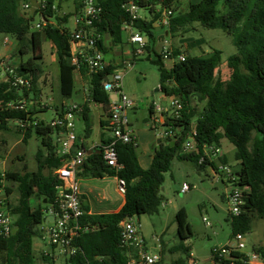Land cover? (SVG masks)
Instances as JSON below:
<instances>
[{
	"label": "trees",
	"instance_id": "trees-1",
	"mask_svg": "<svg viewBox=\"0 0 264 264\" xmlns=\"http://www.w3.org/2000/svg\"><path fill=\"white\" fill-rule=\"evenodd\" d=\"M47 10L41 11L50 24L44 31H33L34 17L39 15L35 9L32 15L23 9L24 4L32 0H0V34L16 37L18 53L31 57L22 62L17 71L32 82L31 90H24V96H34L36 105L31 111L0 108V130L16 128L27 144L35 132L42 138V147L35 155L37 170L28 171L24 165L21 171H7L8 182L17 185L18 201L11 205V213L15 218V232L9 237H0V264H38L34 251V239L39 236V226L44 221V210L55 198L57 179L52 170L61 166L64 158L56 153V145L52 139L53 129L42 119L36 118L40 109L37 81L40 65L43 61L42 45L44 38L53 44L59 72V89L63 99L71 100L76 94L75 67L71 64V28L67 26L72 14L57 15L52 6L55 0H46ZM84 0H75V13H80ZM103 9L100 21L96 22L98 32L104 43L105 36L111 37L115 44H123L124 25L128 17L123 9L126 0H95ZM140 8H149L151 19H138L135 27L143 35L154 37V23L162 17L164 10H172L169 34L186 33L194 23L208 29H221L233 38L237 52L227 60V68L231 80L224 89V82L217 74L222 62V51L213 49L205 56H186L184 61H174L167 69L162 55L154 61L160 73V91L166 97H179L183 109L179 118H167V124L177 128L174 138L161 140L160 148L155 151L151 165L144 169L138 159L137 145H117L118 162L122 169L116 173L104 162L100 151L88 156L79 168V178L115 177L125 183V203L117 213L86 214L85 222L93 230L80 235L75 240L79 250L64 264H127L124 250L120 246V222L127 218L141 215H152L158 212L161 199L158 190L164 183V174L170 171L175 158L191 161L202 168L214 163H198L204 144L220 146L223 137L235 146V159L239 162L236 171L237 183L246 187L245 205L239 216L229 214L232 237L238 233L248 234L252 230L254 220H264V0H202L183 6L180 0H136ZM223 6V11L219 6ZM40 17V16H39ZM54 21V22H53ZM104 55L106 46L101 47ZM146 51L151 52L148 43ZM182 52L174 49V57ZM135 57V56H134ZM114 67L110 64L104 72L81 75L87 85L90 102L103 105L107 110L110 101L104 89L105 78L112 74ZM7 90V92H5ZM22 95L7 84L0 86V101L22 99ZM204 103L199 111L192 106L191 100ZM152 107L150 115H152ZM82 118L85 122V139L90 138L91 110L86 105ZM14 120H26L31 126L22 129L13 125ZM151 120V118H150ZM195 120L196 150L184 152L183 145ZM37 122V125H33ZM18 127V128H17ZM109 140L105 143H108ZM24 157L19 160L24 161ZM221 161L225 162L224 155ZM11 194L12 189H7ZM38 197L41 205L35 207L33 198ZM225 199V195L223 196ZM85 210V209H84ZM86 211V210H85ZM86 213H88L86 211ZM177 236L181 241L192 235L191 226L184 208L176 215ZM175 250H185L182 244ZM264 262V247H253ZM162 253V249H161ZM43 264H56L53 257L41 254ZM176 261L173 264H182ZM241 263V262H239ZM159 264V263H158Z\"/></svg>",
	"mask_w": 264,
	"mask_h": 264
},
{
	"label": "rangeland",
	"instance_id": "rangeland-1",
	"mask_svg": "<svg viewBox=\"0 0 264 264\" xmlns=\"http://www.w3.org/2000/svg\"><path fill=\"white\" fill-rule=\"evenodd\" d=\"M41 1V0H40ZM194 1V0H193ZM57 12L60 16L72 14L69 19L68 27L73 29L75 13V0H56ZM26 11L32 15V6ZM38 5V4H37ZM219 9L223 11V6ZM141 18L151 19L152 15L149 8L141 7L138 10ZM35 23L40 19L39 15L34 17ZM168 27L161 23V18L154 23V37L145 36L146 41L151 45V52L147 51L140 56L133 55L134 47L128 43L127 33L123 30V44H114L112 48L104 55L107 62H111L114 67L113 76L122 78L123 92L137 104L135 108L128 110V120L131 129L137 139V154L142 156L145 151L149 152V156L154 154L160 148L158 140L160 138L158 131L151 124L148 106L154 103L165 107L170 104V97H166L164 93L159 91L160 73L158 65L154 63L157 57L162 54L167 47L179 48L185 56H205L213 49L222 51V62L218 67L217 74L224 82V89L231 80L230 70L227 68V60L234 55L237 50L233 44V38L221 29H208L199 23H194L193 28L186 33L168 34ZM9 39L8 44H4V38ZM107 41H111V37L105 36ZM47 39L43 42L42 52L43 61L40 65V73L38 77V85L42 89V100L46 101L47 97L52 96L55 103L65 100L62 98L59 89V80L56 82V74L58 67L56 63L55 53ZM19 44L15 36L0 34V57H9V62L14 66H19L22 62L27 61L31 57V53L24 56L18 53ZM165 66L169 67L174 64L173 60L163 59ZM76 87L87 89V85L76 76ZM48 81L45 86L44 82ZM43 82V83H42ZM55 85V89L51 92V88ZM109 101L117 102L119 96L115 91L108 92ZM34 96L32 95V98ZM77 103L82 98L76 94L71 99ZM71 100H65L69 103ZM33 100L30 106L34 107L36 102ZM192 106L199 111L204 103H197L191 100ZM104 106L98 105L92 110L91 124L93 125L92 135L88 139L89 142L97 141L99 138V112L103 111ZM105 109V108H104ZM53 115L50 111H38L37 119H42L48 123ZM76 133L85 132V122L82 117H78L75 121ZM195 125V120L193 121ZM52 139L54 136L52 134ZM218 146V145H217ZM39 147H42V138L38 137L34 132L27 144L22 141L21 134L14 128L0 130V172L21 171L23 166H27L28 171L37 170V161L35 155ZM225 158V162L221 159L214 160V166L217 167L221 163L229 166L233 171L239 170V162L235 159V146L229 139L223 137L220 146ZM24 157V161L19 160ZM142 165L146 166L142 159ZM95 181L96 190L104 194L109 200L110 209H115L124 200V194L118 189V183L114 177L107 176L104 179H83L84 183ZM227 179L217 178L212 174V168H202L194 162L182 161L175 158L172 162L170 171L164 174V183L158 190V196L161 204L158 212L152 215H141L135 218L140 226L141 235L148 243L151 251H158V245L161 244V261L159 264H173L176 261H182V264H212L211 251L214 247L226 245L232 238L231 226L229 223V205L224 199L225 185ZM187 184L190 190L182 192V187ZM8 186L12 189V204L18 201L17 185L8 182ZM32 203L35 207L41 205L38 197L33 198ZM184 208L188 216V223L191 226L192 235L184 241L177 236V212ZM246 253H251L253 247H264V220L255 219L252 230L245 236ZM182 244L185 250H175V246ZM47 241L43 242L36 237L34 239V251L38 258L37 263L43 264L41 260V250H46ZM63 259L59 258L56 264H61Z\"/></svg>",
	"mask_w": 264,
	"mask_h": 264
},
{
	"label": "built area",
	"instance_id": "built-area-1",
	"mask_svg": "<svg viewBox=\"0 0 264 264\" xmlns=\"http://www.w3.org/2000/svg\"><path fill=\"white\" fill-rule=\"evenodd\" d=\"M47 7L46 0H41L38 3L36 9L39 11L40 19L34 24L33 31H44L50 24V19H46L41 13V11L47 10ZM30 8L31 4L29 3L23 5L25 11ZM52 9H57L56 4L52 6ZM123 9L128 17V21L124 25V31L127 33L128 43L134 47L133 55H143L146 52L148 42L134 26L135 22L141 19L138 15L140 6L136 0H126ZM102 14L103 9L95 0H84L80 13L74 15L70 39V61L75 67V75L79 78H83L81 70H85V73L89 76L104 72L110 65L104 58L101 49L104 43H100L102 36L96 27V22L100 21ZM171 15L172 10L163 11L161 23L164 26L168 27L170 25ZM7 43L8 39H5L4 44ZM161 55L163 59L173 61H184L186 58L183 53L175 58L173 47L165 48ZM9 60V57H0V86L7 84L10 88L16 89L23 98L11 100L7 103L0 101V108L27 113L32 109L30 103L33 98L32 96H24V90L29 91L32 89L31 79L20 75L17 71L18 66L12 65ZM107 77L103 83L104 89L107 92L115 91L119 96V100L111 102L106 110L103 128L110 132L111 138L99 151L102 153L105 164L118 173L122 169V165L118 162L117 145L119 143L137 145V139L128 120V110L135 108L137 103L124 94L122 78L112 75V79L108 80ZM38 98L40 109L44 110L47 107V111H50L53 115L47 125L53 129L57 156L64 158L61 166L51 172L57 179V184L55 186L54 201L46 206L44 221L39 226V238L43 242L47 241L48 244L46 250H41V254L53 257L55 263L61 258L63 259L61 264H64L69 258L75 256L79 250L75 244L76 238L93 230L91 224L84 220V216L89 213H86L82 207L81 184L78 177L79 168L93 152L84 146L85 137L76 134L75 121L78 117H82L86 105L90 107L95 104L91 103L90 99L85 100L83 103L73 101L67 103L65 100L55 103L52 96L43 101L42 93H39ZM170 99L171 102L166 108L154 103L152 105L153 114L150 116L151 124L157 129L159 137L164 140L174 138L178 133L177 128L167 124V118H179L183 109V102L179 97L171 96ZM37 124V122L33 123V125ZM13 125L26 129L31 126V122L14 120ZM195 136V125H193L183 145L184 152L188 153L196 150ZM222 154L223 151L219 146L204 144L198 163L200 165L214 163V160H219ZM208 167L212 168V174L215 177L227 179L224 195L229 205V214L239 216L242 207L245 205L247 188L238 185L236 171H233L229 166L221 163L217 167L214 165ZM115 178L119 191L124 194V181L119 179L117 175ZM8 188L5 172L1 171L0 237L11 236L16 229L14 225L15 218L11 213L12 194L8 193ZM189 190L190 187L184 184L182 192ZM49 216H52V222L46 221ZM119 226L121 230L120 246L126 254L127 264H158L161 261V244L158 245V251H151L148 243L141 235L140 226L135 218L124 219ZM245 236L246 234L238 233L226 245L214 247L211 251L212 264H264L260 256L253 250L251 253L243 251L246 248Z\"/></svg>",
	"mask_w": 264,
	"mask_h": 264
},
{
	"label": "crops",
	"instance_id": "crops-1",
	"mask_svg": "<svg viewBox=\"0 0 264 264\" xmlns=\"http://www.w3.org/2000/svg\"><path fill=\"white\" fill-rule=\"evenodd\" d=\"M200 1H202V0H194V1L193 0H180V3L183 6L186 7L189 4H191V3H194L195 4V3H199ZM39 2H40V0H32V2L30 3V4L33 3V5H32L33 6L32 7V13L35 12V9H36L37 4ZM56 13H57V15H60L58 12H56ZM144 19H147V18H144ZM168 34L169 33L166 32V35H168ZM5 39H8V38L5 37L4 40ZM44 41H45V38H44ZM8 43H9V39H8ZM49 43H50L49 47H52L53 50H54V52H55V49L53 47V44L50 41H49ZM113 43H114L113 40L107 41L106 38H104V45L106 46V48L108 49V51L115 44V43L114 44ZM173 49H175V48L173 47ZM181 52H182V50H181ZM107 63L108 64H111V62H107ZM172 66H169V67L165 66V67L167 69H169ZM57 79L59 80V73L56 74V82H57ZM79 79L81 80V82L83 81L84 82L83 84L85 85L84 79L83 78H79ZM38 82L39 81H37V85H38ZM43 82H44V80H43ZM75 82H77L76 75H75ZM44 85L47 86L48 85V81H45L44 82ZM55 85L56 84H54L53 87L51 88V92H53V90L55 89ZM37 90L40 93H42L41 87L37 86ZM158 90L160 91V89H158ZM76 95L82 98V101L80 103H83L85 100L89 99L88 91L85 88L83 89L81 87H79V88L76 87ZM71 101H73V100H71ZM73 102H75V101H73ZM97 106L98 105H92V106L89 107L90 110H91V113H92V110L94 108H96ZM167 106H165L164 108H166ZM151 107H152V105H149L148 106L149 113H150V108ZM105 116H106V109L103 108V111H100L99 112V129H98L99 138H98V140L97 141L89 142V140H88L89 138H88V139H85V141H84V146L86 148L90 149V151L93 152V153H95L96 151H99L101 149V147L105 144V142H107L111 138L110 132L103 128V120H104ZM14 129L17 131L16 128H14ZM92 129H93V125H92ZM77 135L84 137L85 132L82 133V134H77ZM91 135H92V130H91ZM153 156H154V154H152V155L149 156V152L148 151H145V153L141 157L138 156L140 165L144 169H147L151 165ZM142 159L145 161V164L147 163L146 166H143L142 165V163H141L142 162ZM104 178H89V179H97V180H100V179H104ZM83 179L84 178H79L80 184H81V192H82V195H81V203H82L83 209H85L89 214H109V213H117V212H119L121 210V208L123 207V205L125 203V197H124L123 202L118 207H116L115 209H110L111 204H110L109 200L107 199V197L104 194H102L101 192H99V191L96 190V188H97L96 182L93 181V182H90V183L89 182L84 183L83 182ZM86 179H88V178H86ZM114 179H116V178L114 177Z\"/></svg>",
	"mask_w": 264,
	"mask_h": 264
},
{
	"label": "water",
	"instance_id": "water-1",
	"mask_svg": "<svg viewBox=\"0 0 264 264\" xmlns=\"http://www.w3.org/2000/svg\"><path fill=\"white\" fill-rule=\"evenodd\" d=\"M107 79L108 80H111L112 79V74H109L108 77H107ZM158 143H161V140L160 139L158 140ZM46 221H51L52 222L53 221L52 216L47 217L46 218Z\"/></svg>",
	"mask_w": 264,
	"mask_h": 264
}]
</instances>
